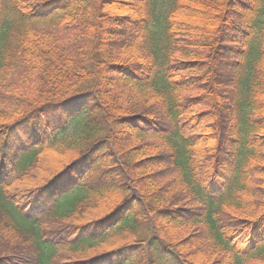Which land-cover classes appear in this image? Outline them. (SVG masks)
I'll return each mask as SVG.
<instances>
[{
  "label": "trees",
  "instance_id": "obj_1",
  "mask_svg": "<svg viewBox=\"0 0 264 264\" xmlns=\"http://www.w3.org/2000/svg\"><path fill=\"white\" fill-rule=\"evenodd\" d=\"M159 1L0 0V264H264V0Z\"/></svg>",
  "mask_w": 264,
  "mask_h": 264
},
{
  "label": "rangeland",
  "instance_id": "obj_2",
  "mask_svg": "<svg viewBox=\"0 0 264 264\" xmlns=\"http://www.w3.org/2000/svg\"><path fill=\"white\" fill-rule=\"evenodd\" d=\"M165 0L163 1H159L160 3H158L155 7V11H154V15L155 17L159 16V12H163L164 10H166L168 4L164 2ZM154 23H157V21H154ZM1 30H0V34L5 30L6 26L4 24V26H1ZM161 61V56L159 57L158 59V63ZM161 64V63H159ZM241 68V71L242 72H245L246 75H248L250 73V68L248 66H246V64H243L242 63V66H240L239 68H235V70L237 71L238 69ZM238 72V71H237ZM241 93V104L245 105L244 104V93L243 92H240ZM66 111H71V112H75V108L73 107H66L65 108ZM40 120V119H38ZM220 187V184H218L217 182L214 184H212L210 186V191L213 193L215 192V189H219ZM215 194L217 195L218 193L215 192ZM94 233L97 234L96 231H94ZM89 234L93 237L95 235H93V231H89ZM151 235H154V232L151 231L150 232ZM99 234L96 235V237L98 236ZM96 239V238H94ZM156 240V239H155ZM164 247L163 243H161L159 240L158 241H152V244L149 248V250L151 251V257H152V260L154 262V264H182L181 260L178 259V257L176 256V254L173 252H170V251H167V250H163L162 248Z\"/></svg>",
  "mask_w": 264,
  "mask_h": 264
}]
</instances>
